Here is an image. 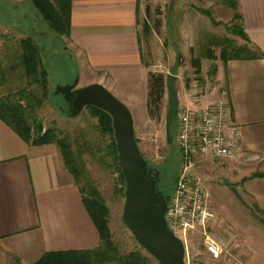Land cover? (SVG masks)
Listing matches in <instances>:
<instances>
[{
    "label": "rangeland",
    "instance_id": "obj_1",
    "mask_svg": "<svg viewBox=\"0 0 264 264\" xmlns=\"http://www.w3.org/2000/svg\"><path fill=\"white\" fill-rule=\"evenodd\" d=\"M233 14L221 0H138L142 62L146 69L161 72L165 79L159 116L148 115L142 87H128L134 96L133 105L116 97L132 111L140 152L159 170V186L167 194L173 192L182 168L175 140V117L170 126V142L166 136L167 77L176 76L178 107H194L200 103L201 95L218 91L216 73L222 61L221 45L215 42L228 37L237 44L244 43L230 29L232 24L239 23ZM50 32L48 23L30 0H0V68L4 70L3 76L0 73V97L18 87L33 91L40 99L37 114L43 127L54 128L58 136L67 137L76 163L83 168L79 187L87 195L88 182L103 199L107 208L106 225L117 252L137 249L148 256L150 264H159L122 221L125 185L120 182L112 152L113 135L102 129L98 118L87 107L78 115L69 116L67 102L61 94L54 93L56 86L73 82L78 68L67 36ZM25 36H30L37 45V70L47 72L45 88L39 73L25 75L17 58V50H21L18 41ZM208 50L215 58L207 57ZM197 59L199 71L194 67ZM87 84L90 83L82 76L78 86ZM221 88L225 89L224 84ZM229 165L227 159H203L194 165L193 171L204 181L207 204L215 213L210 232L223 245V253L219 258L212 257L205 251L199 235L192 233L187 239L185 264H264V212L241 190L233 173L235 168Z\"/></svg>",
    "mask_w": 264,
    "mask_h": 264
},
{
    "label": "crops",
    "instance_id": "obj_2",
    "mask_svg": "<svg viewBox=\"0 0 264 264\" xmlns=\"http://www.w3.org/2000/svg\"><path fill=\"white\" fill-rule=\"evenodd\" d=\"M237 4L244 31L264 52V0ZM137 16L138 0H71L66 38L79 80L100 83L129 105L131 85L144 89L146 102L150 71L140 55ZM216 79L218 91L201 95L198 105H230L240 144L234 158L222 159L235 168L241 190L264 210V175H254L264 173V57L228 59ZM99 242L58 146L28 143L0 120V264H34L47 252L93 249Z\"/></svg>",
    "mask_w": 264,
    "mask_h": 264
},
{
    "label": "trees",
    "instance_id": "obj_3",
    "mask_svg": "<svg viewBox=\"0 0 264 264\" xmlns=\"http://www.w3.org/2000/svg\"><path fill=\"white\" fill-rule=\"evenodd\" d=\"M38 13L48 23L51 32L69 37L70 34V12L71 0H30ZM231 10L234 11L233 18L239 21L238 24H232L233 34L238 35L243 44H237L228 37H223L216 41L221 45L219 58L223 64L228 59H251L264 57V52L254 46L242 26V17L238 12L237 0H221ZM209 15V14H208ZM146 30L149 29L144 24ZM21 50H17V58L24 68L25 75L41 76L42 86L46 87V70H37L38 66V48L30 36H25L18 41ZM208 58H215L212 51H207ZM196 71H199L198 59L194 61ZM4 70L0 68L3 76ZM165 90V79L161 72L148 71L147 73V97L146 110L150 117H158ZM37 104H35L36 102ZM40 99L35 96L33 91L27 88L18 87V90H11L0 97V120L6 123L18 136L28 143L42 145L55 143L60 151L62 161L66 170L74 178L82 195L83 203L89 212L94 224L96 225L100 242L93 249L86 250H66L54 251L43 254L34 264H150L148 256L140 250L134 249L126 253H118L113 242L110 239L108 227L106 225L107 208L103 199L88 182H86L87 195L85 190L78 185V179L83 174V168L76 163L74 154L70 148L66 136H58L54 128H44L38 118L37 105ZM40 106V105H39ZM92 115L96 116L104 131L113 135L111 116L104 110L95 106H86ZM112 152L115 163L119 170V178L122 185H125L124 177L117 160V150L115 147L114 137L112 140ZM255 176H262L264 173L258 172ZM258 209L262 210L257 204ZM17 263L16 258L13 259ZM160 264V263H159Z\"/></svg>",
    "mask_w": 264,
    "mask_h": 264
},
{
    "label": "water",
    "instance_id": "obj_4",
    "mask_svg": "<svg viewBox=\"0 0 264 264\" xmlns=\"http://www.w3.org/2000/svg\"><path fill=\"white\" fill-rule=\"evenodd\" d=\"M176 76L167 77L168 109L165 116L166 136L170 142V126L178 110ZM79 76L72 83L58 85L55 94H61L68 104L67 114L78 115L92 105L111 116L117 160L125 181L122 221L137 242L160 264H185L186 248L183 241L171 231L164 218L169 195L157 189L159 170L150 174L148 161L138 147L133 117L128 107L100 83L78 86Z\"/></svg>",
    "mask_w": 264,
    "mask_h": 264
},
{
    "label": "built area",
    "instance_id": "obj_5",
    "mask_svg": "<svg viewBox=\"0 0 264 264\" xmlns=\"http://www.w3.org/2000/svg\"><path fill=\"white\" fill-rule=\"evenodd\" d=\"M175 140L182 158V168L166 204L167 227L184 243L192 233L202 239L205 251L214 258L223 253V245L210 232L215 220L207 204L206 189L201 176L193 171L203 159L234 158L240 136L232 125L231 108L227 101L179 106L175 116Z\"/></svg>",
    "mask_w": 264,
    "mask_h": 264
},
{
    "label": "flooded vegetation",
    "instance_id": "obj_6",
    "mask_svg": "<svg viewBox=\"0 0 264 264\" xmlns=\"http://www.w3.org/2000/svg\"><path fill=\"white\" fill-rule=\"evenodd\" d=\"M67 108H68V104H67ZM148 168H149V170H150V174L153 176V175H154V170L157 169V167L154 166V165H152L151 163H148ZM156 179H157V189H158L162 194H164V195H169V196H170V194L165 193L164 190L159 186V181H160V176H159V175H158V178H156Z\"/></svg>",
    "mask_w": 264,
    "mask_h": 264
}]
</instances>
